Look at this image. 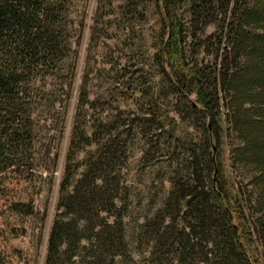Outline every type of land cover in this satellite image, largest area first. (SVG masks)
<instances>
[{"label": "trees", "instance_id": "1", "mask_svg": "<svg viewBox=\"0 0 264 264\" xmlns=\"http://www.w3.org/2000/svg\"><path fill=\"white\" fill-rule=\"evenodd\" d=\"M149 1L158 14L159 70L181 115L207 134L190 152L188 175L171 176L167 198L141 225L139 233L152 242L144 264H264V0ZM129 2L145 19L147 0ZM89 3L0 0V189L31 181L41 162L51 175L62 166L43 264H119L132 257L115 212L127 118L117 133L105 125L103 136L82 126L90 102L86 81L77 83L82 52L86 41L91 50L112 1L95 0L92 13ZM56 104L62 141L70 108L74 114L64 156L61 149L47 164L43 135ZM223 115L235 141L232 176L223 162ZM90 145H97L95 155L75 161ZM11 209L33 213L21 201Z\"/></svg>", "mask_w": 264, "mask_h": 264}, {"label": "rangeland", "instance_id": "2", "mask_svg": "<svg viewBox=\"0 0 264 264\" xmlns=\"http://www.w3.org/2000/svg\"><path fill=\"white\" fill-rule=\"evenodd\" d=\"M111 1V5L104 7L95 43L88 51L86 41L82 52L79 71L82 78H78L77 83L86 81L90 100L85 105L82 126L86 133L92 134L96 130L103 136L105 125L113 124L117 133V124L127 118V130L119 137L121 142L127 134L128 144L127 158L119 171L120 192L115 201V212L122 215L127 252L132 257H122L119 264H144L152 242L147 243L144 235L139 233L141 225L155 216L167 198L171 176L188 175L190 152L203 144L207 133L204 125H195L181 115L182 104L169 91L159 70L155 57L159 25L154 4L147 0L146 17L141 20L134 11V2ZM94 6L95 0H90V13ZM212 30V27L208 28V31ZM60 111L56 104L52 110L55 112L52 123L43 135L42 150L50 149L47 164L53 162L57 151L62 149L61 156L66 152L74 111L70 108L63 141L59 131L62 125ZM220 125L224 168L227 175L232 176L229 158L231 143L235 141L228 136L224 115ZM96 148L97 145L86 146L75 161L87 163L95 155ZM41 164L31 181L16 182L7 191L0 189L2 264L44 263L62 166L59 164L51 175ZM15 201L31 205L33 213L13 211L11 204Z\"/></svg>", "mask_w": 264, "mask_h": 264}]
</instances>
